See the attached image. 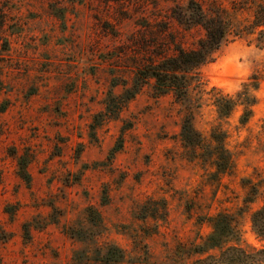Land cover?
I'll list each match as a JSON object with an SVG mask.
<instances>
[{"label":"rangeland","instance_id":"1","mask_svg":"<svg viewBox=\"0 0 264 264\" xmlns=\"http://www.w3.org/2000/svg\"><path fill=\"white\" fill-rule=\"evenodd\" d=\"M192 3L243 30L264 7L0 0V264H78L108 243L124 250L121 264H166L176 243L209 232L206 219L217 212L232 213L242 239L258 245L249 215L264 195V26L231 34L197 70L187 103L157 96L151 79L137 78L150 60L202 38L199 26L176 19L187 18ZM252 77L248 121H239L241 105L218 117L213 96L235 98ZM187 113L206 144L212 129L226 133L229 171L188 158L179 140ZM73 228L86 239L71 237Z\"/></svg>","mask_w":264,"mask_h":264},{"label":"trees","instance_id":"2","mask_svg":"<svg viewBox=\"0 0 264 264\" xmlns=\"http://www.w3.org/2000/svg\"><path fill=\"white\" fill-rule=\"evenodd\" d=\"M187 9H189L187 18L179 16L176 17L177 21L185 28L199 26L203 30L202 38L190 49L176 46L173 54L158 60H150L137 72V78L142 79L144 83L152 80L151 89L155 95L171 94L181 103L190 100L189 88L192 83H199L197 70L213 59L219 48L229 41L231 34L240 35L243 31L253 33L256 28L264 26V7L254 10L253 19L245 30L239 28L236 21L222 14L221 11L206 12L197 3H192ZM252 79L254 80L243 84L242 89L236 91L235 98L220 93L213 96L218 117H227L237 105H241L242 113L239 121L241 124L248 121L252 115L251 107L255 104V97L249 93V88L257 87L256 78L252 77ZM225 138L226 133L215 128L211 130L206 144L204 136L194 128L191 114L187 113L182 118L179 140L185 152L189 154L188 158L210 160L216 174L227 172L233 166L231 153L225 147ZM204 151L208 154L204 155ZM17 164L19 177L28 182L26 165L20 161ZM150 215L155 216V214ZM249 220L251 232L258 245L246 243L242 239L236 218L232 213L217 212L206 219L210 226L209 232L189 243H176L166 264H264V195L260 205L250 212ZM23 230L28 233L29 224H24ZM78 231L74 229L73 232L70 230L66 232L73 238L83 239L81 230ZM124 259V250L113 243H108L103 247L95 246L92 258L85 256L77 259L76 262L121 264Z\"/></svg>","mask_w":264,"mask_h":264}]
</instances>
